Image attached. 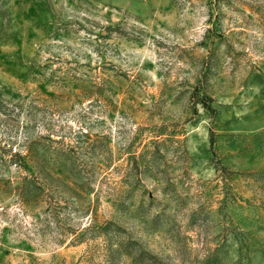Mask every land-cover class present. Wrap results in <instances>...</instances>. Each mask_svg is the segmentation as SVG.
Instances as JSON below:
<instances>
[{
  "label": "rangeland",
  "instance_id": "obj_1",
  "mask_svg": "<svg viewBox=\"0 0 264 264\" xmlns=\"http://www.w3.org/2000/svg\"><path fill=\"white\" fill-rule=\"evenodd\" d=\"M0 264H264V0H0Z\"/></svg>",
  "mask_w": 264,
  "mask_h": 264
}]
</instances>
